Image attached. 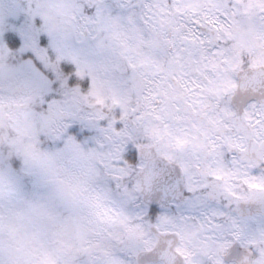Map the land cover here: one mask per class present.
<instances>
[{
	"label": "snow or ice",
	"instance_id": "obj_1",
	"mask_svg": "<svg viewBox=\"0 0 264 264\" xmlns=\"http://www.w3.org/2000/svg\"><path fill=\"white\" fill-rule=\"evenodd\" d=\"M239 7L237 0H207V7L200 0H103V3L85 0L82 4L84 18L107 11L132 17L144 28H159L162 19L174 15L179 29L157 54L170 66V74L162 72L158 60L150 54L147 64L150 72L128 78L131 98L125 113L118 110L111 122L100 120L95 124L77 116L64 126L67 147L98 146L105 154L106 181L114 198L131 204L152 190H145L138 182L145 167L141 153V114L159 113L165 107L179 118L178 128L203 142L204 156L198 152L187 162L165 161L179 166L188 192L203 193L205 203L240 205L232 190L237 179L264 180V102L255 96L242 103L230 100L229 94L236 85L218 87L214 83V72L219 70L216 66L224 65L223 53L228 48L224 29ZM252 8L264 15V0H255ZM0 44L18 53L21 60L52 81L53 91L46 99L56 97L58 84L47 66L57 59L56 53L49 36L38 25L29 29L24 17H16L13 26L0 34ZM59 68L70 77L69 83L75 82L71 64L60 62ZM164 92L168 93L167 99ZM128 129H134V134L129 135ZM137 153L139 166L135 160ZM133 216L144 222L140 215ZM163 220L178 221L194 234L183 264H217L222 251L228 253L224 264H230L231 255L242 246V236L250 227L235 214L225 215L215 210L195 217L164 215L158 219Z\"/></svg>",
	"mask_w": 264,
	"mask_h": 264
},
{
	"label": "rangeland",
	"instance_id": "obj_2",
	"mask_svg": "<svg viewBox=\"0 0 264 264\" xmlns=\"http://www.w3.org/2000/svg\"><path fill=\"white\" fill-rule=\"evenodd\" d=\"M81 2L80 0H0V16H4L6 13L4 18L0 17V34L5 31L3 27H12L11 20H15L17 12L20 11L25 14L24 16H30L33 24L38 25L39 29L49 36L53 49H57L61 57L75 63L81 71L88 64L89 58L94 60L95 64H89V67L98 69L106 76V79L98 87L96 77L89 72L92 79L90 94L97 97L95 100L97 105L103 106L104 100L100 96L101 91L107 89L116 97L126 87V82L122 79L124 69L111 55L109 40L104 37L110 34L112 37L119 38L120 27L127 25L129 31L135 34L136 55L140 64H148L150 50L157 45L158 41L149 36L146 31L142 32L144 27L132 17L119 18L107 11H100L94 17L84 18L83 3ZM94 2L103 3V0H94ZM254 2L255 0H239V4L247 6L245 11L252 10ZM22 5L23 8H21ZM13 11L14 18L11 19L9 15L13 16ZM31 21L27 20L30 28L33 25ZM163 23L164 19L160 24ZM0 51H2L1 45ZM11 51L9 49V52L5 50L3 53L0 52V163L12 158L15 154L20 156V146L26 137H31L39 143V133L42 132L41 125L45 134L52 139L49 142H52L53 146L47 150L56 153L58 160L45 174L30 172L23 165L22 169L14 170L32 181L30 199L25 198L23 182L8 169L10 183L6 187L3 180L4 172L0 167V200H3L7 195L13 202L8 225L9 231L19 239V242L27 250L36 249L45 256L47 264H85V259L82 263L81 259L78 260L77 254H69L56 244L59 243L61 237L56 238L60 234L55 235L53 231L55 221L64 218L63 223L67 225L76 216L75 222L79 223V226H83L86 230L85 235L86 233L91 234L93 244L98 242L97 239H93V235L103 239L97 254L92 257L94 261L92 260L91 264H132V258L125 259V255L112 250L113 246L109 241L114 240V243H117V240L123 238L121 236L124 230L121 228L125 222L132 220V215L128 214L126 200L115 199V205L109 194L108 185L99 181V176L107 173L108 165L105 154L98 146L67 147V140L63 136L64 126L73 117H83L89 123L95 124L100 120L111 122L113 115L109 117L101 112L82 113L80 102L82 98L85 100L87 98L82 97L74 90L68 92L65 99L49 101L45 107H42L37 94L41 95L45 86L49 90L48 82L42 85L45 81L32 69L29 62L19 59L20 62L9 63L7 60L13 54L10 53ZM48 64L50 65L51 62ZM135 66L132 64L128 67L133 69ZM29 76L37 89L32 88L30 92L25 90V92L17 94L15 90L20 89V84L27 83ZM163 95L166 99L168 98L167 92H164ZM6 103L9 105L7 106ZM113 104H120V100L114 98ZM19 106L26 112L20 110L8 115L7 123H5V112L16 110ZM127 110V104H122L120 112L125 113ZM141 116L143 121L149 122L142 135L145 144L155 148L157 153L164 158L182 163L186 162L189 154L198 153L203 149L202 141H198L195 136L189 137L177 127L179 118L175 117L167 107L162 108L159 113L148 111L142 113ZM127 131L129 135H132V129ZM57 141L61 142L58 144ZM85 175L93 181V189L103 193V200L107 202V207L102 209L96 200L78 194L77 190L84 183ZM103 178L106 179V176L104 175ZM236 185L232 189L235 193L234 199L242 204V207L248 208L240 209L246 215L240 218L250 224V227L246 228V232L251 229L254 223H258L261 218H264V202L260 200L259 208H253L246 203L251 196L257 198L255 191L264 193V180L239 177ZM244 186L248 188L247 191L244 190ZM40 189H44L45 194H39ZM59 194L63 195L71 204H67L65 198ZM187 194L186 202L181 204L180 208L175 207L178 208L179 217L171 215L170 212L167 216L195 217L213 210L230 215L238 210V205L229 206L228 204L227 211L230 213L227 214V211L223 209L226 202L205 203L203 193L188 192ZM244 203L246 206H243ZM85 206L88 209L82 210ZM140 211H135L133 215H140ZM160 226L175 230L185 241L181 244L184 250L188 247L187 240L192 245L194 234L187 226L175 220H163L158 226V229H163ZM105 235H108L109 238L105 239ZM78 236L77 234L76 237L78 238ZM130 238L132 241L138 240L132 234ZM134 249L136 252L139 251V246L135 243ZM129 255L126 254V256ZM55 257H60V259H55ZM220 263L218 259L217 264Z\"/></svg>",
	"mask_w": 264,
	"mask_h": 264
},
{
	"label": "clouds",
	"instance_id": "obj_3",
	"mask_svg": "<svg viewBox=\"0 0 264 264\" xmlns=\"http://www.w3.org/2000/svg\"><path fill=\"white\" fill-rule=\"evenodd\" d=\"M237 2L239 3V0ZM200 3L207 7V0H200ZM246 7V5L240 4L237 15L224 29L227 34L228 48L223 53L224 65L216 66L219 70L214 72V83L218 87H223L228 83L236 85V88L232 89L229 94L230 100L242 103L255 96L264 102V15L254 8L245 11ZM141 31H146L149 36L158 41L157 45L150 50L151 56L158 60L162 72L170 74V66L165 64L163 58L158 57L157 54L163 51L169 38L176 36L179 32L174 15L166 17L159 28L145 27ZM120 34L119 38L112 37L110 34L104 38L109 40L111 55L124 69L122 79L125 80L126 87L116 97L104 89L100 92L104 104L103 106L97 105L95 103L97 97L90 94L92 79L89 72L96 77L98 87L106 79V76L95 67H89V64H95V61L89 58L88 64L82 68L84 72L82 94L87 98L86 100L81 99L80 110L82 113L101 112L111 117L116 111L121 110L122 104H127V106L130 104L131 94L127 89L128 78L139 77L145 72H150L147 64H140L137 60L135 34L129 31L127 25L120 27ZM132 64L136 66L129 70L128 66ZM114 98L119 99L120 104H113ZM106 109L107 111H105ZM5 117V123H7L8 112H5ZM148 123V121H143L140 129L141 135L144 134ZM20 147V160L14 162L17 167L23 165L30 172L45 174L57 163L56 153L47 150L51 148L50 145L42 147L31 137H26ZM199 153L201 156L205 155L203 150H200ZM192 155L194 154H189L187 160ZM3 172V180L7 187L10 177L6 166ZM92 185L93 181L85 175L84 183L77 190L78 194L96 200L102 209L107 207V202L103 200V193L96 192ZM257 198L264 202V193L257 194ZM12 210L13 202L5 195L3 200H0V264H47L45 256L36 249L27 250L19 242V239L9 231L8 225ZM242 245H246V247L241 246L233 252L240 264H245V261L246 264H264V218H261L258 223H254L251 229L243 234ZM55 259H60V257H55ZM156 264H160V261L157 260ZM176 264H181V261L178 259Z\"/></svg>",
	"mask_w": 264,
	"mask_h": 264
},
{
	"label": "water",
	"instance_id": "obj_4",
	"mask_svg": "<svg viewBox=\"0 0 264 264\" xmlns=\"http://www.w3.org/2000/svg\"><path fill=\"white\" fill-rule=\"evenodd\" d=\"M141 153L143 160H149L148 167L142 174L143 187L145 190L152 189L150 192L144 193L145 200L151 205L183 200L184 184L179 166L168 164L165 162L167 160L156 157L154 149L144 148L141 149ZM138 261L141 263V255Z\"/></svg>",
	"mask_w": 264,
	"mask_h": 264
},
{
	"label": "trees",
	"instance_id": "obj_5",
	"mask_svg": "<svg viewBox=\"0 0 264 264\" xmlns=\"http://www.w3.org/2000/svg\"><path fill=\"white\" fill-rule=\"evenodd\" d=\"M84 2H85V0H84ZM84 2H82V3H84ZM90 2H94V1H90ZM22 17H24V16H22ZM24 18H26V17H24ZM13 22H14V20L11 21L12 26H13ZM3 28H5V30H8L10 27L5 26ZM11 53L15 54V52H11ZM56 57H57V59L55 61H52L51 64L47 65V66H48L49 70L56 71L57 73H59V76H56V78H57V80L59 82H63V80H65V79L68 80V82L63 83V84H66L65 86H62L63 84H60L55 89V92H56V97L55 98H62L64 95H68V92L73 90L74 86H78L79 88L82 89V84H83V81H84V73H78V70L76 71V67L71 62H68L66 60H61V59H59V56H56ZM9 60L12 61V59L10 57H9ZM60 62H65V63L71 64L74 67L75 71H74V73L72 75H74V76L77 75L79 77V78H77V80H75L74 83H69L68 77L62 71H60V68H59ZM129 70H131V69H129ZM28 80H29V82H31L32 81L31 77ZM28 80H27V83H25V84L29 83ZM31 88L37 89L33 85H31ZM50 93L51 92H49V93L47 92V89H44V92L41 95L37 94V96L42 99V104H41L42 107L46 106V102L53 101V99L52 100H47L46 99V97ZM132 130H133V134H134V129H132ZM48 142H49L48 141V136H45L44 144L47 145ZM49 143L52 144V142H49ZM143 143H144V140H143ZM135 160H136V166H138L139 165V161L137 159V155L135 156ZM38 193H40V192H38ZM63 229L61 231H63ZM66 230L67 231L65 232V234L61 233V237L63 236L64 238H66L68 240L72 239V242L67 247L70 250V253H72L75 250V253L79 255L78 260L81 259L82 260L81 262L83 263V260L85 259V264H88V260L91 261V257H90L91 250L89 248H79L77 246V244L75 246H72V244L75 242V235H74V233H72V231L69 228H67ZM145 230L143 232L139 233V235H138L139 241L141 240L140 238L143 237V235L145 233ZM57 232H59V231H57ZM127 232L130 233L129 231H127ZM117 241H118L117 243H114V240L111 242V244L113 246L112 249L115 252H118L119 250L123 249V250H125L127 252H130V254L133 255V251L135 249H134V242L130 243L131 239H129V242H125L123 240H117Z\"/></svg>",
	"mask_w": 264,
	"mask_h": 264
},
{
	"label": "flooded vegetation",
	"instance_id": "obj_6",
	"mask_svg": "<svg viewBox=\"0 0 264 264\" xmlns=\"http://www.w3.org/2000/svg\"><path fill=\"white\" fill-rule=\"evenodd\" d=\"M153 234H154L155 238H157V237H156V234H157V233L155 232V233H153Z\"/></svg>",
	"mask_w": 264,
	"mask_h": 264
}]
</instances>
